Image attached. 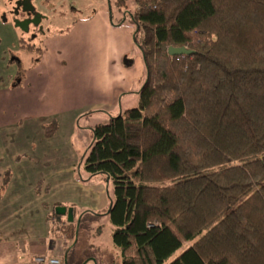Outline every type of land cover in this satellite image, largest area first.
I'll use <instances>...</instances> for the list:
<instances>
[{"label": "trees", "instance_id": "16d2710c", "mask_svg": "<svg viewBox=\"0 0 264 264\" xmlns=\"http://www.w3.org/2000/svg\"><path fill=\"white\" fill-rule=\"evenodd\" d=\"M133 1L127 16L115 0L112 24L134 29L139 103L93 127L84 160L114 187L121 264H166L187 243L170 264H264V0Z\"/></svg>", "mask_w": 264, "mask_h": 264}, {"label": "crops", "instance_id": "0c3cea01", "mask_svg": "<svg viewBox=\"0 0 264 264\" xmlns=\"http://www.w3.org/2000/svg\"><path fill=\"white\" fill-rule=\"evenodd\" d=\"M6 1L0 0V6L3 3L5 5ZM72 1L71 5L74 7L83 2V0H30V3L41 7L43 12H51L53 7H64ZM2 11L3 9L0 10V15ZM111 13L113 14L110 7L95 3L93 12L75 20L69 29L44 36L38 47L33 46L35 50L41 52L38 62L31 65L24 76L17 78L13 85L7 83L8 86L0 90V152L4 149L5 133L14 131L20 123L22 125L31 123L29 129L34 135H38L40 141L44 137L39 119L47 122L54 118L79 117L90 111H98L96 114H104L111 118L131 109L129 105L135 103L143 86V61L134 46V29L127 23L114 26L112 18L116 22L117 20ZM119 15L121 16L120 12ZM39 19L42 23L43 17L39 16ZM14 28H17L14 24L3 23L0 20L2 39L0 49H4L6 44H14L16 34ZM131 100L133 102L130 104ZM124 102H127L128 106H124ZM14 167L6 162H0V210L21 202V191L33 192L36 175L40 171L32 163H23L20 166L23 168L14 172L12 180L8 178L6 181L8 170ZM58 173L55 176V184L52 183L51 187L60 191L54 202L57 207L77 206L84 211L89 210L86 207L94 208L99 202L104 204L106 191L104 185L96 193L97 200L90 204L94 191L92 188L87 190L89 186L85 185L87 182L91 183L94 178L86 177V184L84 182L79 184L75 180L64 179L62 173L59 171ZM105 182L108 187L107 181ZM4 223H7L8 227L14 224L9 217L3 216L0 218V225ZM0 231L4 230L0 228ZM3 239L5 242L0 243L3 245L0 257L5 251L15 252L17 248L15 238L9 233H6ZM52 242L46 245L47 249L39 246L42 247L40 251L49 252L48 256L53 255L56 248ZM17 255V252L13 255L15 260L12 264H20Z\"/></svg>", "mask_w": 264, "mask_h": 264}, {"label": "rangeland", "instance_id": "374dc122", "mask_svg": "<svg viewBox=\"0 0 264 264\" xmlns=\"http://www.w3.org/2000/svg\"><path fill=\"white\" fill-rule=\"evenodd\" d=\"M18 3L19 0H7L5 5L3 3L0 6V10L3 9L0 15V20L3 23L9 22L15 26V22L24 17ZM72 3L73 1L60 8L53 7L51 12H43L41 7L31 4L35 10L33 15L43 17L41 30L38 31L37 27L34 26L30 28L29 32L14 28L16 33L14 44H6L4 49H0V90H4L9 83L13 85L17 78L24 76L31 65L38 62L41 52L37 50L30 52L27 47H38L44 40V36L62 33V31L69 29L75 20L84 18L93 12L95 3L110 7L116 20L123 18L121 12L120 16L114 5L115 0H83L76 7L71 5ZM128 7L127 16H129V12H134L137 9L133 0H128ZM19 9L21 14L19 12L18 15L16 12ZM35 18L36 16H34ZM17 36L20 42L17 41ZM16 60L19 61V64ZM7 83L8 85H6ZM138 98L133 104H131L133 102L131 100L129 108L138 106ZM126 103L124 106L127 105ZM90 112L79 117L54 118L47 122L44 119H39L44 137L43 140H40L41 142L38 135H34L33 131L29 129L31 123L27 125L20 123L17 129L5 133L4 149L1 151L2 153L0 152V162L11 164V167L16 165L8 170L6 180L8 178L12 180L14 172L23 168L20 167L23 163H32L40 171L36 175L37 180H35L33 192L21 191V202L0 210V218L9 217L10 221L14 222L9 227L7 223L0 225V228L4 230L0 231V243L5 242L3 238L6 233H9L15 238L14 242L17 245L15 252L5 251L3 253V256L0 257V264H12L15 260L13 255L16 252L20 263L31 260L38 255H49V252H41L42 247L39 246H44L47 249L52 241L53 247L56 249L51 256L59 257L62 261L61 256L66 250L70 261L76 260L83 264L122 263L120 252L112 239L115 228L107 215L111 204L110 199L114 198V187L111 183H108L107 187L106 179L102 176L93 177L91 183L87 182L86 184L85 182L86 177L89 178V176L85 172L84 160L92 142V129L98 124H107L110 121V117L104 114H96V111L89 114ZM53 121L57 122L58 129L51 138H46L43 128ZM58 171L60 174L62 173L64 179L75 180L79 184L84 182L85 186H89L87 190L93 189L95 194L93 193L90 204L97 200L96 193L101 190L102 185L106 190L104 204L99 202L94 208L86 207L90 211H81L77 206L65 207L68 210H74V220L77 221L74 240H68V235L62 234L60 231V229L67 227L69 222L67 216L57 215L56 209L62 206L55 207L57 205L54 204L60 191L51 187L53 186L52 183L55 184V176L59 174ZM28 204L33 205L26 206ZM191 245L192 243L185 244L166 264L173 262ZM1 247H3L2 244H0V249Z\"/></svg>", "mask_w": 264, "mask_h": 264}, {"label": "water", "instance_id": "95a60500", "mask_svg": "<svg viewBox=\"0 0 264 264\" xmlns=\"http://www.w3.org/2000/svg\"><path fill=\"white\" fill-rule=\"evenodd\" d=\"M24 3H28L31 7H30V12L34 11V8H32V5L30 3V0H22ZM19 4V3H18ZM25 7H24V11H25ZM16 14H19L18 12H16ZM37 17H39V15H37ZM37 19V18H36ZM34 19L33 22L35 25H39L41 19L39 20V22H37V20ZM29 25V22L27 21H16L15 22V27L22 29L25 32H28L27 26ZM168 54L171 57H181V56H191L194 53L191 50H188L184 47L182 48H174L171 47L168 51ZM109 182V179L107 180V183ZM57 215L58 216H67L69 223H73L74 222V210L73 209H66L65 207H59L56 209ZM64 264H68L67 260L64 262Z\"/></svg>", "mask_w": 264, "mask_h": 264}, {"label": "flooded vegetation", "instance_id": "af4514ba", "mask_svg": "<svg viewBox=\"0 0 264 264\" xmlns=\"http://www.w3.org/2000/svg\"><path fill=\"white\" fill-rule=\"evenodd\" d=\"M18 6L21 9L22 13H24V17L20 21L29 22V25L27 26L28 32H29V30H30V28L32 26L37 27L38 31L41 30V23H39V25H35L34 22H33L34 16H36L37 19L36 18L35 19L37 20V22H39L40 19H39V17H37V15H33V12H30V7L31 6L28 3H24L23 1H20ZM24 7L26 8L25 11H24ZM20 9H19L18 13L20 12ZM20 14H21V12H20ZM18 62L19 61H17V64H19ZM61 257L63 259V263L67 260L68 264H83L82 262H79V261H76V260L70 261L69 255H68V253H66V250L63 252Z\"/></svg>", "mask_w": 264, "mask_h": 264}, {"label": "built area", "instance_id": "2783aa9c", "mask_svg": "<svg viewBox=\"0 0 264 264\" xmlns=\"http://www.w3.org/2000/svg\"><path fill=\"white\" fill-rule=\"evenodd\" d=\"M20 264H64L59 257L42 255L35 257L31 262Z\"/></svg>", "mask_w": 264, "mask_h": 264}]
</instances>
